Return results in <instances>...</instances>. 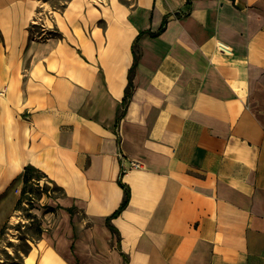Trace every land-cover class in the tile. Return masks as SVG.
<instances>
[{
	"label": "crops",
	"instance_id": "0c3cea01",
	"mask_svg": "<svg viewBox=\"0 0 264 264\" xmlns=\"http://www.w3.org/2000/svg\"><path fill=\"white\" fill-rule=\"evenodd\" d=\"M28 164L21 264H264V0H0V234Z\"/></svg>",
	"mask_w": 264,
	"mask_h": 264
},
{
	"label": "trees",
	"instance_id": "16d2710c",
	"mask_svg": "<svg viewBox=\"0 0 264 264\" xmlns=\"http://www.w3.org/2000/svg\"><path fill=\"white\" fill-rule=\"evenodd\" d=\"M168 23V20L165 19L162 27L160 30L156 33H153V35H157L161 31H163ZM137 48V42L134 44V49H135V57H134V64L130 68L129 71V85L126 89V95L123 100V106L124 110H121L119 113V118L122 117L123 113L125 112L127 108V103L130 99V97L133 94V89H134V76L138 67V61H139V54ZM22 180H23V186L21 190V195L18 198V201L15 205V212L19 213V211H24L25 216L28 220H30V225L29 224H19V228L22 226H25L27 230H24L21 234V238L24 240V244L22 248L18 251L19 256L21 255L22 258L24 255L29 254L32 244L41 237L42 233L45 231L43 221L41 218L38 217V214L34 212V210L37 208L36 202L40 201L44 198V196H49L50 195V187L58 191L59 193H63V188L59 187L54 183L52 179H50L45 172H43L40 168H38L36 165H31L28 164L25 167L24 173L22 175ZM122 186L124 187V191H126V195L122 203L120 204V207L118 210H116L110 217H108V223L111 227V229L116 232V228L111 224V219L114 217H117L119 213H121L126 207L127 204L129 203L130 200V195L131 191H129L128 187L122 182L120 179ZM60 195V196H61ZM54 209L52 206L47 205V209L45 212ZM9 227V221L5 222L4 227L1 230L0 237L3 238V236L6 233L7 228Z\"/></svg>",
	"mask_w": 264,
	"mask_h": 264
},
{
	"label": "rangeland",
	"instance_id": "374dc122",
	"mask_svg": "<svg viewBox=\"0 0 264 264\" xmlns=\"http://www.w3.org/2000/svg\"><path fill=\"white\" fill-rule=\"evenodd\" d=\"M49 192V196H44L42 200L36 202L37 208L34 210L42 221V213L47 209V205L50 206L48 204V198L61 195V193L53 190L51 187ZM26 223L30 225L31 222L26 218L24 211H19V213L13 214L5 235L3 238L0 237V264H21L23 262V258L21 255L19 256L17 250L20 251L24 244V240L20 236L22 232L27 229L25 226H22L21 228L18 226L19 224L23 225ZM43 225L46 227L44 221Z\"/></svg>",
	"mask_w": 264,
	"mask_h": 264
},
{
	"label": "built area",
	"instance_id": "2783aa9c",
	"mask_svg": "<svg viewBox=\"0 0 264 264\" xmlns=\"http://www.w3.org/2000/svg\"><path fill=\"white\" fill-rule=\"evenodd\" d=\"M43 13V12H42ZM41 21V18L39 17V18H36L34 21H33V23L34 24H43L44 26H45V24L44 23H41L40 22ZM218 47H219V49L222 51V52H225V53H231L232 52V49L230 48V47H226V46H224V45H222V44H219L218 45ZM131 164H130V166L129 167H125L124 169H123V171L122 172H124V171H127V170H129V169H131V168H141L142 167V163H140V162H138V161H135V160H131V162H130Z\"/></svg>",
	"mask_w": 264,
	"mask_h": 264
}]
</instances>
